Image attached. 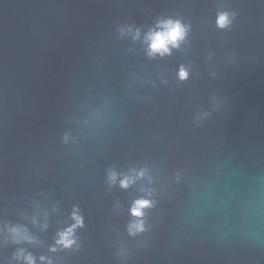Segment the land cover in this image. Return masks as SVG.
<instances>
[{
	"label": "water",
	"instance_id": "obj_1",
	"mask_svg": "<svg viewBox=\"0 0 264 264\" xmlns=\"http://www.w3.org/2000/svg\"><path fill=\"white\" fill-rule=\"evenodd\" d=\"M29 257L264 264V0H0V264Z\"/></svg>",
	"mask_w": 264,
	"mask_h": 264
},
{
	"label": "clouds",
	"instance_id": "obj_2",
	"mask_svg": "<svg viewBox=\"0 0 264 264\" xmlns=\"http://www.w3.org/2000/svg\"><path fill=\"white\" fill-rule=\"evenodd\" d=\"M226 22V15H221L218 19V24L223 27ZM163 31L162 32H155L149 35L148 40L149 43V54L154 53H160L164 54L168 51V45H172L175 47L177 45V41L183 39L185 35V29L181 26V24L177 22L167 21L163 25ZM185 73L182 71L180 73L181 78H183ZM138 175H143V173H139ZM115 177L113 176V179ZM121 187H127L129 180L127 178L121 180ZM149 206V201L147 200H138L135 203L134 208L132 209V214L134 216H141L142 213L140 209L144 207ZM76 219L77 225L80 223V220L78 217H74ZM75 227V225H74ZM137 230L140 229V225H136ZM72 229H68L65 233L60 234V240L57 241V243L63 244L65 247L70 245L72 243L71 240H69L67 237L71 234ZM28 259V264H32L31 258ZM43 259V258H41Z\"/></svg>",
	"mask_w": 264,
	"mask_h": 264
}]
</instances>
